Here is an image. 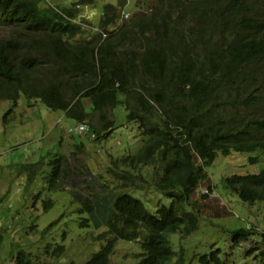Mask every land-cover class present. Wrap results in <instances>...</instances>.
I'll return each mask as SVG.
<instances>
[{
    "label": "trees",
    "instance_id": "obj_1",
    "mask_svg": "<svg viewBox=\"0 0 264 264\" xmlns=\"http://www.w3.org/2000/svg\"><path fill=\"white\" fill-rule=\"evenodd\" d=\"M44 2L0 0V26L13 29V37L0 39V102L15 105L21 94L27 103L39 99L86 122L92 140L111 133L108 112L123 107L142 143L110 159L106 173L118 194L106 229L94 237L104 244L83 264H110L118 240L138 244L134 264H171L168 237L197 229L198 203L191 199L208 179L206 166L218 154L250 153V163L264 157V0H149L114 30L87 25L90 36L76 19L93 0ZM62 159L48 161L49 188L61 176ZM222 184L244 203L264 202V168L226 176ZM151 188L170 200H157L153 213L127 192ZM206 197L199 194L200 201ZM42 203L47 209L52 201ZM93 209L84 198L79 210ZM88 225V218L79 223ZM229 233L237 244L250 229ZM42 252L57 258L64 247L46 244ZM219 252L198 256V263L221 264ZM12 262L37 264L22 249ZM173 262L185 264L181 255Z\"/></svg>",
    "mask_w": 264,
    "mask_h": 264
},
{
    "label": "rangeland",
    "instance_id": "obj_2",
    "mask_svg": "<svg viewBox=\"0 0 264 264\" xmlns=\"http://www.w3.org/2000/svg\"><path fill=\"white\" fill-rule=\"evenodd\" d=\"M148 1L93 0L91 5L80 6L76 20L83 30L87 25L98 32L103 28L114 30L147 8L151 4ZM8 27L0 26V39L13 37V29ZM92 33L89 28L84 31L85 35ZM87 106L85 101L84 107ZM108 114L113 118L114 129L105 137L92 140L87 134L73 130L79 123L76 119L48 108L39 99L27 103L21 94L15 105L9 100L0 102V264H14L12 257L20 249L30 253L37 264H83L104 244L94 237L106 229L104 221L118 194L106 168L111 158L133 153L142 143L136 123L127 121L123 107L116 106L112 115ZM80 123L88 127L86 122ZM259 153L257 150L252 154ZM62 155L61 176L49 188L48 161ZM250 155L218 154L206 166L208 179L199 185L191 199L198 203L194 208L198 215L197 229L185 238H179L177 233L168 237L175 259L181 255L185 264H199L198 256L219 248L221 264H258L264 260V254H260L264 253V202L244 203L222 184L226 176L258 173L264 168V157L250 163L247 160ZM127 192L142 197L150 213L154 212L157 200L165 205L170 201L153 188L140 195L138 191ZM201 193L207 197L200 201ZM84 198L94 205L91 212L79 210ZM45 199L52 201L47 209L43 208ZM87 218L89 225L79 226ZM238 227L249 228L250 233L235 244L229 232ZM46 244L51 248L63 245V255L45 256L42 249ZM138 252L134 241L118 240L110 264H134Z\"/></svg>",
    "mask_w": 264,
    "mask_h": 264
},
{
    "label": "built area",
    "instance_id": "obj_3",
    "mask_svg": "<svg viewBox=\"0 0 264 264\" xmlns=\"http://www.w3.org/2000/svg\"><path fill=\"white\" fill-rule=\"evenodd\" d=\"M73 130H76L79 134H87L89 137L94 136V133L84 123H77Z\"/></svg>",
    "mask_w": 264,
    "mask_h": 264
},
{
    "label": "crops",
    "instance_id": "obj_4",
    "mask_svg": "<svg viewBox=\"0 0 264 264\" xmlns=\"http://www.w3.org/2000/svg\"><path fill=\"white\" fill-rule=\"evenodd\" d=\"M87 108H88V106H87ZM86 107H85V109H87Z\"/></svg>",
    "mask_w": 264,
    "mask_h": 264
}]
</instances>
